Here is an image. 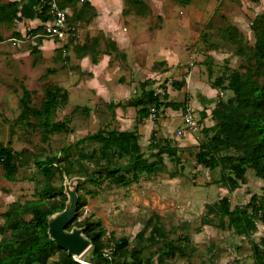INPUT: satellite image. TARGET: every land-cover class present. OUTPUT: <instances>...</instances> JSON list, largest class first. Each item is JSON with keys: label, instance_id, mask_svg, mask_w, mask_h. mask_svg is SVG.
<instances>
[{"label": "rangeland", "instance_id": "obj_1", "mask_svg": "<svg viewBox=\"0 0 264 264\" xmlns=\"http://www.w3.org/2000/svg\"><path fill=\"white\" fill-rule=\"evenodd\" d=\"M199 5L198 8L204 10L206 15L197 19L199 24L185 35L186 42L178 51L183 61L170 67H142V79L148 81L145 89L154 90L161 99L163 93L167 92L168 100L185 102V107L179 110L164 106L158 109L152 107L155 117L149 115L146 118L151 128L144 132L142 130L141 134L138 133L140 122L137 119V110L136 119L132 121L126 110L122 119H117L114 109L107 103L71 102L67 91L61 88L67 80L65 81L61 72H57L66 67V55L57 52L58 60H54L59 64L57 66L50 61L44 62L39 49L31 52L36 36L30 34V29L22 36L18 31L9 32V27L0 23V39L4 40L3 46L0 47V84L7 87L6 93L0 96V143L10 147L18 157L15 181H8L3 177L0 165V224L4 222L2 212L13 201L23 203L37 199L36 188L47 180L56 186L63 185L67 204L79 194L83 204L76 221H100L105 229L103 240L107 245H110L113 239L124 236L128 238L129 247H141L142 253L148 255L155 250L156 244H149L141 239L138 232L142 231V237H146L152 229L151 225L147 227L149 217L158 214L161 225L171 238L181 239L187 236L188 240H184L187 244L184 253H177L174 257L162 260L154 256L155 264L253 263L251 247L254 243L260 244L264 236V226L257 221V228L253 232L237 235L227 227L226 217L223 218L225 225L219 226V216L207 211V206L227 196L231 210L241 208L249 202L253 194L262 195L264 179L256 177L249 169L246 172V181L229 192L220 182V169H208L197 164L195 154L200 144L207 141L213 133L215 121L210 113L212 108L219 99L226 100L232 96L231 91L217 88L211 98L213 100L206 102L203 107L199 100L207 99H203L198 93L208 95L206 89L217 77L229 73L227 69L252 64V59L246 62L245 56L237 54V41L246 47L247 55H250L255 40L250 26L258 14L264 15V0H211L207 6ZM127 8H132V5L127 4ZM228 27H235L236 33L228 32ZM230 34H234L235 39H230ZM2 35H5V38L2 39ZM1 49L4 51L1 52ZM26 49H30L31 60ZM15 53H19L18 56H15ZM15 57L18 58L14 60ZM247 72L257 74L253 70ZM126 78L128 79L127 75ZM259 78L262 84V72H259ZM124 80L123 74H116L114 77L116 82ZM143 80L133 81L135 84L132 86L134 88H130V93L126 92L116 100L126 103L129 97H137L138 93L140 95V83ZM174 81H181V88L172 86ZM131 82L130 79L128 83ZM55 86L65 90L66 100L64 105L57 107L54 120L65 121L69 130L49 134L47 141H44L43 129L37 126V120L33 116L19 118L22 110L19 98L25 87L31 94L30 105L38 107L45 89ZM133 89H136L137 94L133 93ZM190 97L195 103L198 100V104L195 105L193 101L188 104ZM152 108H149L150 112H153ZM205 110L210 111V114L207 115ZM187 112L192 116L193 124L184 121ZM98 129L136 131L141 150L150 160L155 159L154 153L158 147L165 145L174 148L178 160L162 154L163 164L157 171L152 174H140L137 182H131L127 186L106 180L100 185L87 182L77 189L78 177H63L61 180L60 175L53 174L47 178L36 170L33 162L35 155L44 157L57 153L61 147L72 145ZM97 147V142L85 140L71 150L73 156H76L78 149L89 152ZM65 209L66 206L62 211L53 214L52 219L59 217ZM75 212L76 207L73 206L72 218ZM203 219H211L212 224L204 225ZM76 233L85 239L82 227L75 225L71 219L64 228V234L71 238ZM88 250L80 258H85ZM56 258V254L51 256L52 260Z\"/></svg>", "mask_w": 264, "mask_h": 264}, {"label": "trees", "instance_id": "obj_2", "mask_svg": "<svg viewBox=\"0 0 264 264\" xmlns=\"http://www.w3.org/2000/svg\"><path fill=\"white\" fill-rule=\"evenodd\" d=\"M36 1L38 4L36 16L44 23L49 18L48 6L43 0ZM132 2L142 1L132 0ZM18 11L17 1L0 0V23H10L18 19ZM228 29L230 33L237 31L235 27ZM250 29L255 36L250 55H247L246 47L240 45L239 40L236 52L245 56L246 62L251 59L253 62L245 63L246 65L242 67L227 69L229 73L222 74L213 81L211 85L213 88L229 90L232 96L226 100L219 99L212 108L210 113L215 121L213 133L207 141L200 144L195 154L197 164L208 169H220V182L229 192L246 181V172L249 169L256 177L264 179V81L261 84L259 78V72L264 76V15L258 14L252 21ZM29 31L36 36L35 45L31 50L36 52L38 45L47 37L42 36V25ZM234 36L230 34L229 38L235 39ZM97 40L98 37L92 39L95 43ZM108 45L111 50H117L113 42H108ZM85 47L86 45L83 44L77 48ZM55 50L58 52V48ZM91 60L96 62L95 53H91ZM246 70H253L257 74ZM210 73L208 70V75ZM147 82L140 83V97L127 103L139 107L137 109L139 118L149 116L150 107L158 109L164 106L173 110L185 107V102L168 100L167 92L163 93L161 99L154 90L145 89ZM171 84L177 89L182 86L181 81H174ZM64 93L65 91L58 86L47 87L40 105L34 107L30 105L29 90L23 87L19 98L22 107L19 118L26 119L28 115L33 116L37 120V126L43 129L44 141H47L49 134L69 130L65 121L54 120L57 107L65 104ZM112 107L114 104L110 105V108ZM85 140L97 142L98 147L89 152L78 149L76 156H73L72 147L78 146L79 142ZM16 154L10 147L0 143V165L3 177L8 181L16 180L18 170ZM162 154L178 160L174 148L166 145L158 147L154 153L155 159L150 160L141 150L136 131L98 129L72 145L61 147L57 153L44 157L35 155L33 162L36 170L47 178L53 174L60 175L61 180L63 177H78L77 189H80L79 187L87 182L100 185L110 180L122 186L137 182L140 174H152L162 166ZM262 192V195L253 194L246 205L235 210L230 209L228 197L223 196L217 203L208 205L207 211L219 216V226L225 225L223 218L226 217L227 227L237 235L249 234L257 228V221L264 226V186ZM35 193L37 199L23 203L13 201L2 212L4 222L0 224V264H155L154 256H157L158 260L171 258L177 253H184L187 248L185 241L188 237L171 238L161 225L158 214L149 217L147 227L151 225L152 229L146 237H142V231L138 232L141 239L149 244H156L155 250L148 255L142 253L141 247H129L128 238L124 236L113 239L111 244L107 245L103 240L105 229L100 221H76L83 204L78 194L76 212L72 219L75 225L82 227V233L91 246L85 258L75 260L66 249L59 247L48 233L49 218L62 211L67 203L63 185L56 186L46 180L36 188ZM211 222V219L202 220L204 225L212 224ZM251 250L252 264H264V236L260 244L252 245ZM53 254H56L57 258L52 260Z\"/></svg>", "mask_w": 264, "mask_h": 264}, {"label": "crops", "instance_id": "obj_3", "mask_svg": "<svg viewBox=\"0 0 264 264\" xmlns=\"http://www.w3.org/2000/svg\"><path fill=\"white\" fill-rule=\"evenodd\" d=\"M2 1L19 3V18L5 23V26L9 27V32L18 31L23 36L27 29H35L43 24L36 16L38 11L36 0ZM126 1L58 0V4L66 10L68 22L75 28L77 37L69 44L56 42L50 38L43 39L38 49L44 62L50 61L56 66L59 64L54 62L58 60L55 49L58 48L61 55H66L64 62L66 67L57 72H61L65 81L67 80L61 88L67 91L66 94L71 102L87 101L89 104H95L99 101L103 104L107 103L108 106L114 104L112 108L117 119H122V114L126 110L134 121L139 107L127 103L140 97L136 89L132 91L137 97H129L126 103L116 98L126 92L129 94L130 88L135 84L133 81L143 80L144 65L170 67L179 65L183 61L178 51L186 42L185 35L199 24L197 19L206 15L198 6L199 4L207 6L211 0H140L142 2L138 3H133L132 0L129 3ZM126 3L132 5V8L128 9ZM94 37H98L96 43L92 41ZM3 38L5 35H2ZM108 42H113L117 50H111ZM3 43L4 40L0 39V47ZM32 43L35 45V42ZM83 44L86 45L84 49L77 48ZM2 51L4 49H1ZM26 52L31 60L30 49H26ZM91 53L96 54V62H92ZM18 54L14 55L18 56ZM17 58L15 57L14 60ZM116 74H123L125 80L114 81ZM130 79L132 82L128 83ZM6 90L7 87L0 84V96H3ZM206 90L208 95L198 93L203 99H207V101L199 100L203 107L206 102L213 100L211 98L217 91L211 85ZM191 97L188 104L192 101L195 105L198 104V100L195 103ZM86 108L90 111L88 107ZM205 112L207 115L210 114V111L205 110ZM147 117L137 118L140 122L139 134L142 130L144 132L151 128Z\"/></svg>", "mask_w": 264, "mask_h": 264}, {"label": "built area", "instance_id": "obj_4", "mask_svg": "<svg viewBox=\"0 0 264 264\" xmlns=\"http://www.w3.org/2000/svg\"><path fill=\"white\" fill-rule=\"evenodd\" d=\"M48 6V20L42 24L43 37L50 38L52 40H59L67 43L71 40H75L77 32L73 26L70 25L67 19V12L60 7L58 0H43ZM150 112L151 117H155L154 109ZM184 121L193 124L192 116L187 112Z\"/></svg>", "mask_w": 264, "mask_h": 264}, {"label": "water", "instance_id": "obj_5", "mask_svg": "<svg viewBox=\"0 0 264 264\" xmlns=\"http://www.w3.org/2000/svg\"><path fill=\"white\" fill-rule=\"evenodd\" d=\"M68 203V202H67ZM66 203V204H67ZM77 198H72L71 202L66 205V209L71 204V212L67 217H64L61 221H59L57 224H55L54 228H52V223H54L59 217H55V219H52V216L48 220V233L50 237L54 240V242L61 248H64L67 250V252L73 256L75 260L78 257H81L91 246L89 240L85 237L82 238L79 234H75L74 237H68L64 234V228L68 222L71 221V213L74 208L76 207ZM74 204V205H73ZM64 212V211H63ZM62 212V213H63ZM61 215V213H60ZM70 218V219H69Z\"/></svg>", "mask_w": 264, "mask_h": 264}, {"label": "bare ground", "instance_id": "obj_6", "mask_svg": "<svg viewBox=\"0 0 264 264\" xmlns=\"http://www.w3.org/2000/svg\"><path fill=\"white\" fill-rule=\"evenodd\" d=\"M71 212V204L68 206L67 209L64 210L63 213H61L60 217L52 223V228H54L55 224H57L59 221H61L64 217H67L69 213ZM78 260H80V257L76 256Z\"/></svg>", "mask_w": 264, "mask_h": 264}]
</instances>
